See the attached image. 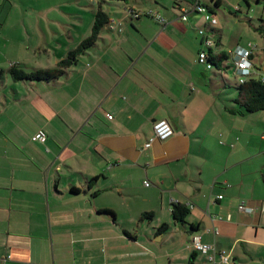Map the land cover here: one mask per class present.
Returning <instances> with one entry per match:
<instances>
[{
	"label": "crops",
	"instance_id": "obj_1",
	"mask_svg": "<svg viewBox=\"0 0 264 264\" xmlns=\"http://www.w3.org/2000/svg\"><path fill=\"white\" fill-rule=\"evenodd\" d=\"M223 3L214 26L194 13L185 21L169 13L163 23L149 16L151 21L110 17L81 55L77 95L55 93L67 75L35 84L4 76L0 264H209L193 250L194 239L225 253L229 264H264V214L238 211L240 203L258 207L264 201V111L228 112L231 86L220 71L232 68L233 79L240 77L233 53L251 43L222 45L216 13ZM255 3L257 18L264 20V0ZM12 7L7 0L0 4V39L7 37ZM14 27V49L21 55L8 68H29L25 57H31V68L49 69L52 61L42 54L53 51L55 66L70 51L65 47L59 55L48 39L38 45L36 30L26 23L27 36ZM256 35L248 76L262 78L264 36ZM202 51L230 55L211 73L213 67L198 63ZM77 69L68 73L79 74ZM80 97L78 130L68 105ZM158 120L167 121L173 134L144 148ZM40 130L43 144L34 139ZM75 174L81 176L80 189ZM71 188L79 193L72 195ZM173 205L187 208L183 224L173 221ZM163 225L166 230L159 231Z\"/></svg>",
	"mask_w": 264,
	"mask_h": 264
},
{
	"label": "rangeland",
	"instance_id": "obj_2",
	"mask_svg": "<svg viewBox=\"0 0 264 264\" xmlns=\"http://www.w3.org/2000/svg\"><path fill=\"white\" fill-rule=\"evenodd\" d=\"M13 7L7 27V37L0 39V67L8 68V63H17L15 59L20 57L15 47L16 35H15V25L22 28L24 34L27 36L25 23L29 26L28 29L34 28L40 39V44L44 46L46 39L50 40L51 45L54 49H58L59 55L63 54L65 47L73 50L77 45L86 39L90 32L92 23L94 20V15L97 9H100L108 17H113L114 20L120 19L121 15L129 14L128 10L133 11L138 14L141 20L151 21L146 14L153 13L150 12L154 10L156 15H160L161 18H166V15L173 14L174 18L180 21V13L177 7H175L174 2L178 0H127L125 3L122 2H109L106 0H7ZM223 3L216 13V19L218 21V28L222 31V45L224 47H229V45L245 44L250 42L252 45L257 44L258 37H256L257 24H259L256 16V8L260 7L256 5L255 0H246L248 6L245 4L244 0H223ZM2 0H0L1 4ZM239 7V11L236 12L234 7ZM173 11V13H172ZM135 22V20H133ZM205 22V21H203ZM207 25V24H206ZM253 26V27H252ZM207 27V26H206ZM132 32L134 28L130 25L127 26ZM102 30V29H101ZM129 31V32H131ZM101 32V31H100ZM100 34V33H99ZM194 36V35H193ZM216 36V35H215ZM220 36V35H219ZM31 37V36H30ZM9 39V40H6ZM53 39V40H52ZM255 39V40H253ZM35 41V39H33ZM56 41V42H53ZM63 42V43H62ZM193 43V41L191 42ZM189 43V46L191 45ZM28 45H32L28 42ZM194 47V43L192 44ZM189 50L196 55V50ZM62 50V52H60ZM56 52V51H55ZM26 53V52H25ZM48 55L42 54L41 59L49 63L50 60L52 64L48 66L49 69L54 67V53L48 51ZM25 63H27L29 68L25 69V72L29 73L36 67V60L31 57H25ZM48 65V64H47ZM27 66V65H26ZM47 68L46 66H41ZM198 69L201 68L197 65ZM76 68L79 74L70 71L67 72V81L62 83H67L61 85L58 90L55 91L56 94L69 93L77 95V90L81 89V56L78 57V62ZM216 69L212 68L211 73H215ZM232 68H229L227 72L220 71V74L224 76L230 83L232 93L230 94L231 100H236L237 93L233 91L232 85H235L239 77L233 79ZM7 84V88H9ZM235 92V93H233ZM58 101V100H57ZM55 105L58 106L57 102ZM70 111L68 112L70 117H72L71 125L78 130H81V123L77 121L78 117H81V97L79 99L73 100L68 105ZM11 112H9L10 114ZM64 113H66L64 111ZM65 119L64 115H61ZM54 142L57 144V140L54 138ZM77 145V144H76ZM61 147V146H60ZM74 147V146H73ZM74 179L77 180L75 184L81 188V184L78 180H81V176L78 174L74 175ZM77 236V235H74ZM78 237V236H77ZM76 239V238H75ZM81 241V240H80ZM81 246V244H80ZM77 247L71 244V249ZM101 251H104L103 249Z\"/></svg>",
	"mask_w": 264,
	"mask_h": 264
},
{
	"label": "trees",
	"instance_id": "obj_3",
	"mask_svg": "<svg viewBox=\"0 0 264 264\" xmlns=\"http://www.w3.org/2000/svg\"><path fill=\"white\" fill-rule=\"evenodd\" d=\"M106 1L125 3L127 0ZM195 1L196 0H178L174 2V5L180 11V6L182 5V3L184 4V6H188L194 3ZM201 2L204 6H206L209 14H211L212 16L215 15V10L220 5V0H202ZM132 14L133 12L131 11L129 13L130 18H132ZM107 22V15L103 13L100 9H97L94 15V20L89 36L83 41H81L75 49L68 51V53L64 57H62L56 62L53 68L34 69L27 73L25 72V68L23 65L11 64L6 72L0 69V81L4 78L5 75L9 77L12 83H51L60 78H63L72 67L77 65L78 57L84 54L88 49H90L94 45L95 40L97 39L101 29L107 24ZM258 22L259 24L255 31L260 35L264 36V20L259 19ZM205 23L210 26L208 22ZM229 55L225 53H220L219 55L214 56L209 51L207 54V62L210 64L211 67L220 70L222 69L221 67L223 66V63L228 59ZM250 57L251 55L249 56V59ZM240 79H243L242 83L239 82ZM232 89L237 93V98L236 100L232 101L233 105L230 107V109H228V112L230 114L244 116L264 111V82L261 81V78H253L248 75H240L237 83L232 86ZM93 182L94 180H91L89 182V186ZM70 193L72 195H76L79 193V190L76 188H71ZM102 213L110 212L107 210H103ZM187 214L188 210L186 207L182 205L172 206L171 216L175 223L183 224ZM141 218L149 220L151 218V215L144 214ZM166 228L167 226L163 225L159 229V231H165Z\"/></svg>",
	"mask_w": 264,
	"mask_h": 264
},
{
	"label": "built area",
	"instance_id": "obj_4",
	"mask_svg": "<svg viewBox=\"0 0 264 264\" xmlns=\"http://www.w3.org/2000/svg\"><path fill=\"white\" fill-rule=\"evenodd\" d=\"M201 1L202 0H196L191 5L181 7L179 11L180 20L185 21L190 14L194 13L201 15L204 18V21L208 22L210 26H214L216 24V20L214 16L209 14L206 6H204ZM234 9L237 10V7H234ZM146 16L152 17L158 23L164 22V20L161 18L160 15L148 13L146 14ZM137 17H138L137 14H132V18H137ZM109 28L112 29V27ZM199 33L200 35H202V38L205 39V35L203 34V32L199 31ZM204 43L205 46L207 47L211 44L209 40H205ZM254 49H255L254 45L248 44L247 49H237L233 53L234 55V58L232 60L233 65L235 67L236 72L241 76L249 75L248 73L250 69L249 56L252 54V51ZM198 63L203 65L207 69L211 68L210 64L207 62V54L205 51H202L198 54ZM261 81L264 82V77L261 78ZM239 82L242 83L243 79H240ZM172 134L173 131L170 125L167 123V121L165 120L155 121L152 126V136L151 138H149V140L143 147L148 148L151 145V143L155 140L166 141L172 136ZM34 139L43 144L46 141V136L44 132L40 130L36 133ZM143 184L145 187L149 186L148 182H144ZM221 198H222L221 196L217 197L218 200H221ZM256 210H258L261 214H264V201H262L258 207L246 206L244 203H240L238 205V211L245 215H251ZM191 246L196 253L206 256L209 264H229L228 256L223 252L216 251L214 247L211 245L202 244L198 240L194 239L191 242Z\"/></svg>",
	"mask_w": 264,
	"mask_h": 264
}]
</instances>
